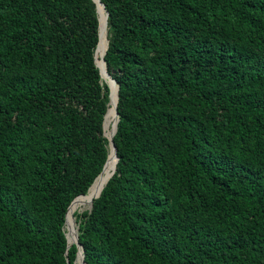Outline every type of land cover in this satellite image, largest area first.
Returning a JSON list of instances; mask_svg holds the SVG:
<instances>
[{
	"label": "trees",
	"instance_id": "obj_1",
	"mask_svg": "<svg viewBox=\"0 0 264 264\" xmlns=\"http://www.w3.org/2000/svg\"><path fill=\"white\" fill-rule=\"evenodd\" d=\"M99 1L117 160L72 214L82 264H264V0ZM98 34L92 0H0V264H77L64 215L110 151Z\"/></svg>",
	"mask_w": 264,
	"mask_h": 264
},
{
	"label": "bare ground",
	"instance_id": "obj_2",
	"mask_svg": "<svg viewBox=\"0 0 264 264\" xmlns=\"http://www.w3.org/2000/svg\"><path fill=\"white\" fill-rule=\"evenodd\" d=\"M97 6V13L99 15V44L98 47L96 49V62L98 64V66L100 67L101 70V76L105 77L104 71H103V63H102V56H103V52L105 50L106 47V38H105V33L107 32L105 29V13L104 10L102 8V5L98 2V0H94ZM101 26V29H100ZM101 31V33H100ZM100 34H101V40H100ZM101 50L102 53L100 54V57H97L98 51ZM110 89L112 90V95H111V99L109 101V105H108V109L107 112L105 113L104 116V122H103V128H104V134L106 137H109L111 135V133L114 131L115 128V123L114 126L112 128V130H110V122L112 117L114 116V106L116 103V89L115 86L112 85L110 86ZM111 93V92H110ZM110 151H109V155H108V160L106 166L104 167V169L101 171V173L99 175L96 176V178L94 179L93 183L91 184V186L89 187L87 193L83 197L82 199H80L81 197H79L70 207L69 212L67 211L66 213V219H65V223L69 222H73V217L72 214L74 212L75 209H82L86 206V204H90L92 198L98 194L100 192V190L102 189L103 185L105 184V182L107 181L108 177L110 176L111 172L114 169V164H115V157L113 155V151L111 146H109ZM106 163V162H105ZM105 165V164H104ZM111 171V172H110ZM97 196V195H96ZM68 220V221H67ZM74 232L75 229L72 230V228H70V234L67 237L68 242H70L71 240L74 239ZM80 249L78 250V254H77V261L79 260L80 257Z\"/></svg>",
	"mask_w": 264,
	"mask_h": 264
},
{
	"label": "water",
	"instance_id": "obj_3",
	"mask_svg": "<svg viewBox=\"0 0 264 264\" xmlns=\"http://www.w3.org/2000/svg\"><path fill=\"white\" fill-rule=\"evenodd\" d=\"M94 3H95V1L94 0H92ZM98 2L100 3V1L98 0ZM101 4V3H100ZM102 5V4H101ZM95 7H96V12H97V6H96V3H95ZM102 8H103V5H102ZM103 10H104V8H103ZM104 13H105V26H106V16H107V13H106V11L104 10ZM98 36H99V34H98ZM105 49H106V47H105ZM105 51V50H104ZM103 54H104V52H103ZM94 56H95V50H94ZM102 65H103V71H104V74H105V77H107L108 79H109V82H110V86H112V85H114L115 86V89H116V99H117V85L115 84V82L111 79V78H109V76H108V74L106 73V71H105V68H104V61H103V59H102ZM95 64H96V66L98 67V69H99V73H100V76H101V70H100V67L98 66V64H97V62H96V59H95ZM102 77V76H101ZM114 114H115V116H116V118H115V125H116V122H117V112H116V103H115V106H114ZM104 117V116H103ZM102 130H103V122H102ZM114 132H115V128H114V131L111 133V135L109 136V137H106L105 135H104V133H103V136L108 140V147L109 146H111V148H112V151H113V155H114V157H115V162H116V160H117V158H116V154H115V147H114V145H113V143H112V136H113V134H114ZM106 161V160H105ZM105 163V162H104ZM104 165V164H103ZM103 167V166H102ZM102 170V169H101ZM113 171H114V169H113ZM112 171V172H113ZM101 172V171H100ZM99 172V173H100ZM112 172H111V174H112ZM111 174H110V176H111ZM109 176V177H110ZM95 179V178H94ZM98 196V195H97ZM96 196V197H97ZM77 197V196H76ZM91 203V202H90ZM70 204V203H69ZM69 206V205H68ZM68 206H67V208H68ZM67 208H66V210H67ZM65 219H66V212H65V215H64V224H65ZM65 237H66V235H65ZM66 241H67V243L68 244H70V243H75L76 245H77V247H78V249H80V245L78 244V242H77V232L75 231V233H74V239H73V241H70V242H68V240H67V238H66ZM81 251V250H80ZM74 263H77V264H82L83 263V261H82V253L80 252V257H79V260L77 261V254H76V258H75V260H74Z\"/></svg>",
	"mask_w": 264,
	"mask_h": 264
},
{
	"label": "rangeland",
	"instance_id": "obj_4",
	"mask_svg": "<svg viewBox=\"0 0 264 264\" xmlns=\"http://www.w3.org/2000/svg\"><path fill=\"white\" fill-rule=\"evenodd\" d=\"M102 78V80L103 81H106V83L108 84V86H109V89H110V82H109V79L107 78V77H101ZM115 114H114V116L112 117V119H111V122H110V124H109V126L111 127V125L114 123V120H115ZM90 208V204H86V206L84 207V208H80V209H75L74 210V212H81V211H83V210H88ZM68 221V220H67ZM70 228H72V230H74L75 229V231H76V224H75V222H74V220H73V222H71V223H69V222H67V223H65L64 225H63V230H64V233H66V235H67V237L69 236V234H70ZM75 233V232H74ZM71 241H73V240H71Z\"/></svg>",
	"mask_w": 264,
	"mask_h": 264
}]
</instances>
